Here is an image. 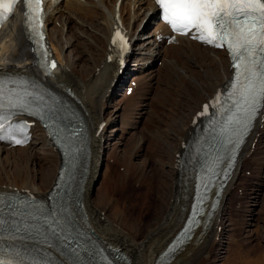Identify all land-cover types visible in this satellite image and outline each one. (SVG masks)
Returning a JSON list of instances; mask_svg holds the SVG:
<instances>
[{
  "label": "bare ground",
  "instance_id": "bare-ground-1",
  "mask_svg": "<svg viewBox=\"0 0 264 264\" xmlns=\"http://www.w3.org/2000/svg\"><path fill=\"white\" fill-rule=\"evenodd\" d=\"M115 1L50 0L53 6L47 16L48 35L63 68V82L72 85L76 93L75 98L82 111L88 116L93 132L90 167L83 186L85 204L90 215L89 229L104 244L121 246L130 255L132 264H210L211 261L212 264L214 262L243 264V259H240L242 256L233 254L235 257H229L231 245L237 240L235 230L239 222L230 210L243 212L244 194L238 192L240 179L252 176L260 159L264 163V116H261L256 123L248 144L242 150L234 173L223 190L221 203L215 215L209 219L211 221L204 229L199 227L191 241L171 260L159 259L162 250L183 224L193 196V178L187 176L189 174L181 167L176 166L175 162L180 158L178 153H183L186 149L183 141L186 143L189 138L193 139L195 136V125L191 123L194 114L231 75V61L224 49L209 48L185 36H179L178 43L167 45L155 41L151 36L147 39H137L138 48L133 53L136 66H132L128 71L132 73L131 79L136 80L137 85L131 93L128 94L125 91L119 99H116V94L106 98L104 91L107 81L116 68L114 62L106 60L109 36L114 23ZM129 2L130 0H122V12L126 19L131 20L134 16L126 15ZM134 2L135 5L137 4L135 8L138 19L153 7L151 0H134ZM143 7L146 8L144 11H142ZM20 20L21 18L17 17L11 21L0 43V67L2 68L22 69L32 63L30 45L23 35ZM56 21H59V25ZM154 21L153 13L149 17L146 34L154 31ZM159 24L166 26L162 22ZM151 58L152 60L147 63ZM159 59H162V62L157 65ZM157 72H161L162 76L167 74L166 76L171 79L175 77L172 80L175 93L173 88L164 90L160 87L157 93L158 98L153 99L154 103L161 107L155 109L152 105L150 111L153 110L154 114H158L160 109L167 108L171 113L172 110L179 109V105L182 104L181 99L186 104H183L184 109L180 114L175 115L177 112L175 111L166 118L168 119L165 121L166 132L160 136L161 143L158 144L159 137L153 145L156 147L150 149L163 155L161 157L157 153V168L152 173L145 170V166L140 168L136 163L129 161L133 150L129 151V159L122 160L124 171L119 172L120 184L117 183L115 188H119L120 185L121 187L131 185L130 176L136 177L137 180L145 176L148 183V188L144 191L147 195L137 200L139 204L127 197L124 198L125 202L122 205L121 198L114 195L115 188L108 185L113 175L109 164L103 162V159L105 156H108L107 159L112 156L119 161L118 153L124 144L125 133L129 128L136 129L138 126L132 122L134 120H131L135 109H140L136 122H140L144 115L147 117L152 101L150 88L153 86L150 82L164 79L161 75L158 76ZM130 84L132 83L129 82L127 85ZM106 112L109 113L107 123L97 134L98 125L104 119ZM136 144H138L137 141L135 144L132 143L130 148L133 149ZM23 152L29 153L30 164L38 163L47 168L42 169L38 166L36 171L39 174H36L35 170L31 174L20 162L18 164L15 162L19 157L13 154L19 153L22 157ZM57 152L53 142L47 138L45 129L39 124L34 127L33 138L26 145L9 147L0 143V163L2 164L0 165V188L16 185L46 195L57 175L60 163V155ZM134 153L132 152V155ZM137 155L140 156V151ZM147 162V156L143 157L140 165H147ZM248 162L252 164L247 166ZM246 169L252 170L251 175L245 176ZM140 170L142 172L139 177ZM261 172L262 176L257 178L258 185L254 186L255 182L252 189L247 192L249 204L245 214L242 213L245 215L244 231L251 237L258 234L257 225L261 211L259 201L264 189V165L261 166ZM233 192H238L235 194L236 199L232 198ZM156 197L161 200V203L156 215L152 214L155 216L154 220L146 222L144 214V217L139 218L141 212H136L135 204L140 205L139 208L142 209L145 207V209H152L155 206ZM217 242L219 243L215 250L217 253L210 258L211 248ZM259 255L256 259L251 261L249 259L250 262L247 260L249 262L247 264H264L262 256L259 257ZM244 259L246 261V257Z\"/></svg>",
  "mask_w": 264,
  "mask_h": 264
},
{
  "label": "snow or ice",
  "instance_id": "snow-or-ice-1",
  "mask_svg": "<svg viewBox=\"0 0 264 264\" xmlns=\"http://www.w3.org/2000/svg\"><path fill=\"white\" fill-rule=\"evenodd\" d=\"M18 0H0V24L6 21L14 12ZM162 17L173 31L182 35L192 34V38L203 44L216 48L226 47L234 69L226 99L222 94L214 97L213 101L204 104L197 117L209 116L210 108L217 113L227 104V120L220 127V134L225 137L217 153L206 163L204 174L200 176V188L203 193L199 196L192 210V217L184 229L183 237L176 241L169 253L175 252L184 240L190 238L193 228L200 223L196 218L203 213L201 205L206 199V193L214 183V178L220 174L227 178L228 168L239 150L244 138L255 126V122L264 116V0H156ZM27 11V31L29 39L35 44L34 51L41 54L37 62L46 75H52L57 70L54 59L49 57V50L42 44L43 7L42 0H23ZM170 42H175L174 39ZM112 43L121 51L126 48L125 35L117 28ZM111 59V57H109ZM28 81L12 78L6 73H0V141H9L16 145L27 143V123L13 124L11 121L17 112H23L45 122L46 127L54 128L50 133L64 142L70 163L75 159L77 142L82 137L78 127L60 126L59 110L53 107L56 98L51 97L52 103L43 94L31 90ZM51 122V123H49ZM215 126L216 121L210 120ZM22 138H17V135ZM227 153V159L225 157ZM225 165V167H221ZM36 207V212H23L22 208ZM6 207L12 216L30 217L37 221L35 225L24 223L25 229L35 227L43 237V243L49 247L61 250L68 262L61 260L60 264H80L82 246L77 239L76 219L66 203H57L50 211L42 204L33 205L27 201H11ZM214 207V205H210ZM3 209H0L2 212ZM42 222V223H40ZM8 223L0 217V229ZM43 228V231L40 229ZM19 231V227L16 229ZM0 255V264H51L45 258L27 260L19 251L15 259L4 249Z\"/></svg>",
  "mask_w": 264,
  "mask_h": 264
},
{
  "label": "rangeland",
  "instance_id": "rangeland-1",
  "mask_svg": "<svg viewBox=\"0 0 264 264\" xmlns=\"http://www.w3.org/2000/svg\"><path fill=\"white\" fill-rule=\"evenodd\" d=\"M161 63V61L159 62V64ZM165 73H166V71H165ZM158 76H160L161 75V78H164V79H162L163 81H161V79L160 80H158V82H154V81H151L150 82V84H151V86H153L152 88H150V90H151V95H152V98H151V102H150V105H149V111H148V115H147V117H145L146 115H144V117L142 116L141 117V121L140 122H136L137 121V119L136 118H138V117H136V116H138V112H139V110L140 109H135L134 111H133V114H132V117H131V120H134V121H132V122H134V123H136L138 126H137V128L135 129V128H129L128 129V131L125 133L126 135H124V138L125 139H123L124 141H123V145L121 146V149H120V151H119V153H118V159H119V161H117V160H115L112 156L111 157H109L108 159H107V157L108 156H105V158L103 159V162H105V163H108L109 164V168H110V171L112 172V175H113V178H112V180H110L109 182H108V185L110 186V187H114L115 188V185L118 183V184H120V180H118V175H119V172H123L124 171V166H122V164H121V162H122V160L124 159V158H127V159H129V161H131V162H134V163H136L140 168H144V166H145V170H148L149 172H153V170L154 169H156L157 168V164H156V159H157V155L159 154L161 157L163 156L162 154H160V153H158V151L156 152L155 150H150V149H154L155 147L153 146L155 143V141H156V139L157 138H159L160 136H162L166 131L164 130L165 129V126L167 125L166 123H165V121L166 120H168V119H166V118H168L169 117V115L172 113V114H174L175 113V111H177L176 112V114L175 115H177V114H180L181 113V111H183V109H184V105L183 104H186V103H183V100L181 99L180 100V103H182V104H180L179 105V109H175V110H172L171 111V113L168 111V109L167 108H162V109H160L159 111L158 110H156V111H158V114H154L153 113V110H152V112L150 111L151 110V107H152V105L154 106V108L155 109H157V108H159V107H161L159 104H156V103H154V101L158 98L157 97V93H158V91H159V88L160 87H163V89L164 90H169V89H171L172 90V88H173V81L172 80H174L175 79V77L173 76V75H171V77H174V78H170V77H167L166 75H164V76H162V74H161V72L160 73H156ZM154 83V84H153ZM161 83V84H160ZM174 89H175V87L173 88V93H175V91H174ZM123 91H124V89H120V90H118V92H117V94H116V97H118V98H116V99H119L120 97H122V93H123ZM153 98H155V100L153 99ZM172 100V96L170 97V101ZM186 107H187V105H186ZM141 108V107H140ZM169 113H168V112ZM163 113V114H162ZM108 112H106V114H105V116H104V119L105 120H107L108 119ZM133 115H134V117H133ZM153 115V116H152ZM166 115V116H165ZM174 115V116H175ZM157 116V117H156ZM151 117V118H150ZM132 118H134V119H132ZM146 118V119H145ZM108 129H110V128H108ZM164 130V131H163ZM157 134V135H156ZM139 135V136H138ZM141 135V136H140ZM145 136V137H144ZM140 139H139V138ZM132 138H134V139H132ZM135 138H137V139H135ZM134 140V141H133ZM161 140H162V137H160L159 138V140H158V144H160L161 143ZM136 141L138 142V144H136V146L135 147H133V149H131L130 147H132V143L133 144H135L136 143ZM140 142V143H139ZM149 143V145H151L152 146V148H151V146H149V145H147ZM105 144V143H104ZM138 146V147H137ZM140 149L139 151H140V156L139 155H137L136 156V154H137V152H139L138 151V149ZM150 147V148H149ZM154 147V148H153ZM147 148H149V150L147 149ZM137 151H135V150ZM131 150H133L132 152L134 153V155H132V152H131V156L129 157V151H131ZM100 152H102V151H100ZM125 152V153H124ZM142 152V153H141ZM156 152V153H155ZM58 153V152H57ZM158 153V154H157ZM23 155H22V157L20 156L21 154H17V153H15V154H13L14 156H17V157H19L18 159H16L15 160V162L18 164V162H20L21 163V165L24 167V168H26V169H28L29 170V172H31V174H33L32 172H33V170H38V166H39V168L41 167L42 169L43 168H47V167H45V166H40V164H38V163H35V164H30L29 163V160H28V155H29V153L28 152H23L22 153ZM124 154V155H123ZM27 155V156H26ZM126 155V156H125ZM124 156V157H123ZM147 156V160H148V162H147V165H140L141 164V161H142V159H143V157H146ZM129 157V158H128ZM23 158V159H22ZM126 159V160H127ZM18 160V161H17ZM20 160V161H19ZM112 161H115L116 162V164H110V162H112ZM139 162V163H138ZM252 163L251 162H248L247 163V166H249V165H251ZM0 165H2L1 163H0ZM264 165V163H263V161H262V159H260V161L257 163V166L258 167H256L255 168V170H254V173H253V175L252 176H250V177H242L241 179H240V183H239V186H240V188H239V191L238 192H240V191H243V194H244V197H243V203H244V210H243V212L242 211H235V210H230L231 212V214L233 215V216H235V218H236V220H237V227H236V230H235V235H236V239L238 240H235V242L236 243H233L232 245H231V249H230V254H229V257L231 258V257H233L234 255L236 256V255H238V257H240V256H242V257H240V259L242 260V262H243V264H247V263H249L252 259H256L257 257H258V255L259 254H261V255H259V257L260 256H262L261 258H262V260H263V263H264V205H263V203H264V189H263V193L260 195V201H259V207L261 208V211H260V218H258V234H256V236H250L247 232H245L244 230H245V228H244V223H245V215H242V213L243 214H245V212H246V208H248L247 206H248V204H249V199H248V193L247 192H249L251 189H252V187H253V185H254V183L256 182V184L254 185V186H256V185H258V183L257 182H259V178L262 176V172H261V166H263ZM141 166H143V167H141ZM148 169H147V168ZM0 169H1V167H0ZM31 169V170H30ZM257 171V172H256ZM141 170L140 171H138V175L139 174H141ZM38 172L36 171V174H37ZM260 173V174H259ZM39 174V173H38ZM245 174H246V176H248V175H250L251 174V169H247L246 170V172H245ZM259 175V176H258ZM131 177V179L129 180V183L131 184V185H127V186H123V187H121V185H120V187L119 188H115V190H114V195L116 196V197H119V198H121L120 200H121V204L123 205V203L125 202L124 201V198H127V197H129V200H135L134 202L135 203H137V200L139 201V199L142 197V196H146L147 194H145V192L144 191H146L147 190V186H148V183L146 182V177L145 176H142L141 177V179L139 178L140 177V175H139V177H137V178H139V180H137V179H135L136 177H132V176H130ZM156 177H158V174H156ZM258 178V179H257ZM144 179V180H143ZM152 179H154V178H152ZM257 179V180H256ZM135 180H137V181H135ZM155 184L157 185V179H156V181H155ZM136 186V187H135ZM243 187V188H242ZM243 189H245V190H243ZM113 191V190H112ZM140 191L143 193H140ZM238 192L237 193H235V192H233L231 195H232V198L233 199H236L237 198V195H235V194H238ZM235 197V198H234ZM263 203H262V202ZM128 202V201H127ZM160 203H161V200L158 198V197H156V203H155V206L152 208V209H149V208H147V209H142V208H139L140 207V205H137V204H139V203H137V204H135V209H136V212H141L140 213V217L139 218H141V216H143V214L145 215V221L146 222H149L150 220V222H152V219L154 220V217L155 216H153V215H156V211H158L159 210V205H160ZM126 206H127V204H126ZM263 207V208H262ZM134 209V210H135ZM149 209V210H148ZM139 210H141V211H139ZM145 210V211H144ZM148 210V211H147ZM144 211V212H143ZM149 212L148 214H147V212ZM153 212H155V213H153ZM238 213H240V214H238ZM153 214V215H152ZM152 215V216H151ZM219 217V216H218ZM143 218V219H144ZM149 218V219H148ZM147 219V220H146ZM240 219V220H239ZM244 221H243V220ZM243 221V222H242ZM242 222V223H241ZM241 223V224H240ZM242 226V227H241ZM244 228V229H243ZM260 229V230H259ZM263 231V232H262ZM250 236V237H249ZM260 240V241H259ZM219 243L217 242V243H215L213 246H212V248H211V255H210V258H213L215 255H216V253H217V251H215L216 250V246L218 245ZM234 247V248H233ZM236 250V251H235ZM238 252H240V253H238ZM236 253V254H235ZM238 253V254H237ZM242 253V254H241ZM234 254V255H233ZM234 256V257H235ZM244 256V257H243ZM246 257V261L248 260L249 261V259H250V261L248 262H246L245 261V258ZM260 258V259H261ZM259 259V260H260ZM258 261V260H257ZM210 264H212V261L211 262H209ZM218 262H214L213 264H217ZM219 264V263H218Z\"/></svg>",
  "mask_w": 264,
  "mask_h": 264
}]
</instances>
